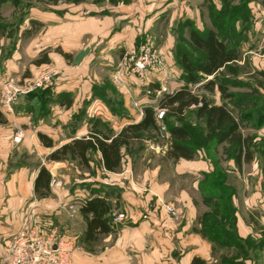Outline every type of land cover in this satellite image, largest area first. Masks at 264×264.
Instances as JSON below:
<instances>
[{
  "label": "crops",
  "instance_id": "1",
  "mask_svg": "<svg viewBox=\"0 0 264 264\" xmlns=\"http://www.w3.org/2000/svg\"><path fill=\"white\" fill-rule=\"evenodd\" d=\"M144 9L136 6L134 0L120 3L81 0L46 6L38 1L27 6L13 0H0V87L8 78L30 77L39 65L50 63L59 71L55 90L69 92L73 97L69 107L61 103L53 105L48 122H37L23 107L17 109L19 100L13 112H4L7 123L0 124V264H6L15 235L24 227H32L33 220L39 217L40 198L34 191L39 167L32 171L22 162V151L29 142L43 146L51 154L74 139L103 134L104 129V134L113 138L126 125L141 121L146 107L159 106V95L147 96L134 77L121 79L117 74L124 52L149 39L148 33L142 35L135 25L140 13L143 20L148 15L141 11ZM44 54L48 61L37 64L35 61ZM104 74L121 79V86H114L126 115H115L106 102L95 95L94 87L102 86ZM163 74L165 72L156 77L160 79ZM133 81L137 86L132 85ZM215 100L216 104H221V100ZM137 101L143 106V114L134 105ZM73 107L80 109L78 116H71ZM19 128L25 129L21 144L14 141ZM248 128L252 131L246 132ZM241 131L244 135L264 136V125L258 129L244 126ZM38 132L50 137L54 146H44ZM166 136L167 143L152 144V151L147 149L145 155L134 157L123 149L121 165L116 171L103 167L99 151L93 152V158L89 151L88 164L81 166L92 168L98 174L93 179L86 176L80 179V186L75 190L70 178L67 190L55 185L61 162L52 164L54 169L48 167L53 180L51 194L46 196L49 208L46 210L54 214V220H65L62 224L65 237L76 239L74 264H192L195 257L203 259L205 264L220 263L219 256L212 254L210 240L198 231L199 216L209 209L203 202L200 187L205 175L214 170V163L203 150L193 159L166 157L169 133ZM248 164L252 166L247 173ZM224 166L228 174L238 177L236 185L229 180L227 183L237 186L233 202L239 236L253 243L243 264H264V165L256 152L241 169L233 158L224 162ZM102 173L104 180L100 177ZM244 174L246 177L241 181L239 176ZM92 195L107 197L112 216L125 211L128 218L123 222L113 221V232L85 243L79 240L86 230L80 209ZM158 196L175 205L178 218L158 209ZM144 211L150 213L147 220L142 218ZM258 254L262 255L261 259L257 258Z\"/></svg>",
  "mask_w": 264,
  "mask_h": 264
},
{
  "label": "trees",
  "instance_id": "2",
  "mask_svg": "<svg viewBox=\"0 0 264 264\" xmlns=\"http://www.w3.org/2000/svg\"><path fill=\"white\" fill-rule=\"evenodd\" d=\"M13 1L27 6L35 2ZM188 20L183 22L188 28L187 42L199 55L194 57L188 50L182 51L184 45L179 40L176 42L172 55L179 62L181 76L186 85L164 93L158 102L160 108L166 109L162 119L169 133L166 157L175 160L193 159L199 150L208 153L214 163V170L205 175L204 183L200 187L203 202L209 209L199 216L201 227L198 231L212 243V254L219 256V264H243L250 255L249 249L253 243L250 239L246 240L239 236L237 210L233 202L236 189L227 183L228 172L222 164L226 159L233 158L237 167L241 169L243 163H248L254 158L257 152L254 135H244L241 128L247 126L258 129L264 125V104L259 109L245 95L240 96L230 91L226 74L237 71V63L241 60L238 45L229 44V37L223 29L201 30ZM47 61L44 54L35 62L41 64ZM260 74L264 75V72ZM210 76L212 77L204 83L203 88L210 91L217 88L221 94V104H216V100L206 93L199 94L188 86L189 83L197 84ZM56 82L57 79L50 85L20 97L17 109L23 107L25 111L32 113L34 120L37 121L50 112L51 102L71 106L72 94L57 92ZM110 83L105 79L102 86L97 88L96 85L95 95L103 99L115 115H126L119 91ZM160 86L159 82H155L151 83L150 88L157 90ZM191 106L195 108L190 110ZM237 111L239 113H236ZM190 114H193L194 120H190ZM253 114L257 119H251ZM5 123L7 119L0 108V124ZM193 129L202 132L204 145L199 147L193 142ZM152 131L160 132V125L156 119V110L149 106L145 108L141 121L126 125L115 137L91 134L89 137L74 139L54 150L48 159L60 161L69 156L87 165L88 152L93 154L99 151L103 167L108 171H116L121 165L123 149L132 152V146L144 138V133ZM38 137L44 146H54L53 140L46 134L38 132ZM51 183L52 174L48 167L39 166L34 182L35 194L39 198L50 195ZM80 210L86 221V230L79 237L81 242H93L100 235L114 231L111 203L106 196L92 195L86 199ZM192 264H205V261L195 257Z\"/></svg>",
  "mask_w": 264,
  "mask_h": 264
},
{
  "label": "rangeland",
  "instance_id": "3",
  "mask_svg": "<svg viewBox=\"0 0 264 264\" xmlns=\"http://www.w3.org/2000/svg\"><path fill=\"white\" fill-rule=\"evenodd\" d=\"M68 1L73 2L81 0H39L38 2H40V5L46 6L47 4L53 5ZM111 1L120 3L126 0H110V2ZM134 2L136 6L141 5L142 9L145 7V9L141 11L148 14L143 20V15L140 13L141 17L137 18L135 21L136 28L139 27L144 36V33L147 32L149 35V39L147 38V40L165 56L166 70L163 79L159 81L156 76H153L154 81L152 83L159 82L161 86H166L168 91H175L186 85V82L181 76L179 62L172 55V50L179 40L180 43L184 45L182 51L188 50L194 57L199 55V53L187 42L189 38L188 28L183 25V22L189 19L191 23H194L201 30L215 28L222 31L223 29V32L229 37V44L234 45L236 43L235 45H238L241 54V63H237V71L235 73L226 74L230 91L240 96L245 95L252 100L255 107L261 109L260 107L264 104V75L260 74L264 72V0H134ZM218 13L219 15L217 16ZM137 16L136 14V17ZM180 22L181 24H179ZM144 36L143 38H146ZM103 76L104 80L107 79L111 82L110 84L116 85L117 87L121 86L119 84L121 79L119 78V80L117 75L108 76L104 74ZM208 79H210V77L203 79L197 84L189 83L188 86L196 92L198 91L199 94L206 93L209 97L213 99L216 98L217 101L221 100V94L217 88L213 91L203 88L204 83ZM55 84L57 85V83ZM133 84L137 86L135 81H133L132 85ZM158 95L160 99L163 94L159 93ZM53 105L55 104L51 102L50 112L48 114L46 113V115L39 120L48 122L51 119V115L54 111ZM79 111L80 109L78 107H73L71 116H78L80 113ZM26 112L27 111H25V113ZM27 113L29 115L32 114L29 112ZM236 113H239V111ZM190 115V120H194L193 114ZM255 117L256 115L253 114L251 119H257ZM39 120L37 122H39ZM245 130L246 132L252 131L249 128ZM105 132L104 129L103 134ZM201 134V131L193 129L192 140L199 147L204 145L205 142ZM254 139L258 159L260 163L264 165V156L262 155V153H264V136L256 134L254 135ZM18 143L21 144L22 141ZM155 143L160 145L167 143V136L163 137L159 131L144 133V138L139 143H135L132 146L133 150L130 153L134 157L145 155V153H148L147 149H150L151 145ZM29 144L30 145L25 147L22 151V162L24 166L27 165L30 170L33 171L37 167L43 165L54 169L52 164L61 162L59 175L54 178L55 185L59 186L60 190H64L65 188L67 190L71 185L68 180L69 178L75 183V190L80 186V179H83L85 176L87 179H93L96 177V174H98L92 171V168L84 169L85 167L81 166L80 160L77 158L73 159L67 156L60 161H50L48 159V149H45L41 145L37 146L32 142H29ZM219 148L222 150V146ZM149 151L152 150L150 149ZM91 157H94V155L92 154ZM226 161H228V159L224 162ZM251 166V164L246 166L247 173L251 171ZM100 177L103 180L105 179L103 173ZM245 177L246 175L244 174L242 177L239 176V179L243 181ZM228 180L229 183L233 185L238 183V177L235 175L228 174ZM81 186L84 185L81 184ZM235 189H237V186ZM249 193L250 191L248 194ZM47 200L46 197H41L39 204H36L40 210L38 212L39 217L37 220H33V225L30 228H37L51 235L55 234L54 236L65 237L63 233L64 228L62 226L65 220L62 218L54 220V214H50L48 210H46L49 209L46 207ZM28 213L32 215L30 209H28ZM261 257L262 255L260 256L258 254L257 258L261 259Z\"/></svg>",
  "mask_w": 264,
  "mask_h": 264
},
{
  "label": "built area",
  "instance_id": "4",
  "mask_svg": "<svg viewBox=\"0 0 264 264\" xmlns=\"http://www.w3.org/2000/svg\"><path fill=\"white\" fill-rule=\"evenodd\" d=\"M165 66V56L149 40H146L124 52L117 74L121 79L134 77L141 84L145 94L151 97L153 93L158 95L171 92L166 86H160L157 90L150 88L154 81L153 76L165 72ZM58 75L59 71L53 64L44 63L38 66L30 77L20 80L6 79L0 87V108L7 113L13 112L14 105L20 97L54 83ZM162 79L163 77L158 80ZM134 105L141 109V114H143V106L138 101ZM154 109L157 122L160 125V132L165 137L168 132L162 119L166 109L159 106H155ZM23 137L24 130L17 129L14 141L21 142ZM157 207L174 219L179 216L175 205L159 196L157 197ZM149 217V211L142 213L143 219L147 220ZM127 218L128 214L125 211L113 214L115 223L123 222ZM76 249L77 243L72 238L54 236L35 228L24 227L13 238L6 257V264H74L73 257Z\"/></svg>",
  "mask_w": 264,
  "mask_h": 264
}]
</instances>
